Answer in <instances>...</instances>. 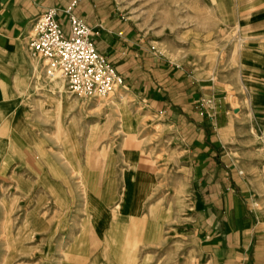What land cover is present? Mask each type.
I'll return each mask as SVG.
<instances>
[{"label":"rangeland","instance_id":"rangeland-1","mask_svg":"<svg viewBox=\"0 0 264 264\" xmlns=\"http://www.w3.org/2000/svg\"><path fill=\"white\" fill-rule=\"evenodd\" d=\"M114 2L133 27L145 35L151 49L161 53L165 60L186 63L184 66L188 73L203 79L204 83H225L231 96H236L237 90L244 94L252 84L257 83L261 72L256 68L243 66V62H250L251 52L248 48L264 44L258 38L251 37V28L244 24L246 18L241 20L234 17L233 0ZM253 56L255 58L259 55L254 53ZM43 69L46 73L44 65ZM59 79L63 80V85L57 83ZM47 81L51 84L38 82L29 89L31 100H34V96H39L43 98V102L29 105L30 137L25 136V140L19 137V140L27 148L28 154L35 158L38 155L34 146L36 143L30 144L32 133H35L39 137L44 158L59 165L58 175L64 177L67 183L60 184L62 186H53L48 180L41 183L36 168H24L18 172V163L0 176V264H3L9 248L15 256L12 264H60L59 259L49 258L44 254L45 237L33 238L39 233V217L28 215V212L38 207L39 194H43L46 199L41 207L43 209H40L45 214L43 229H47L49 223H54L63 232L58 235L61 245L56 250V255L60 256L62 253L64 256L70 250L82 253V247L86 244L85 234L94 221L91 219L92 223L89 225V215L84 207V196L76 172L79 161L92 172L89 182L94 189L104 192L109 177H112L115 184L117 199L109 202L104 198L108 202L104 203L103 198L97 195L93 215L95 217L96 213H100L98 211L107 210L108 225L105 223L100 226L98 235L102 239L117 241L118 247L103 249L110 251V258L114 255H126L128 264H206L205 258L199 256L201 240L207 238L206 228L210 225L209 218L199 204L205 202L204 199L201 200L204 190L201 188L203 185L198 184L195 179L190 144L181 130L170 124L164 115L154 112L145 100L132 93L125 85L117 84L108 95L90 97L71 93L64 79L58 76L48 75ZM231 84L235 89L231 90ZM59 98L66 105L57 117ZM214 99L213 95H206L205 101H202L207 108L211 106L212 114L216 108L212 104ZM234 106L239 108L231 110V116L237 117L238 134L229 144L239 160L240 172L244 174L247 172L246 166L252 164L251 155L257 153V160L254 162L259 164V168L254 171L259 177L255 203L261 210L264 223V133L258 135L256 131L247 129L249 120L244 118L245 108L238 98H233ZM58 120L63 129L71 128L69 140L64 139L63 133L58 135ZM89 140H98L90 152L86 149ZM70 143L74 144L70 147ZM125 143H129L126 147L131 146L130 144L141 147L143 169L134 181L124 172H128L132 162L138 160L139 152L124 148ZM103 147L110 150V162H106L103 157ZM255 147L258 151L251 153ZM106 167L110 175H104V178ZM48 173L50 177H54L52 172ZM20 179L23 180L22 183L19 182ZM66 185L74 190H71L72 201L66 194ZM121 192L124 193V205L122 202L121 217L118 220L123 227L114 233L112 227L110 232L105 233L104 229L109 225L113 226L114 212ZM157 204L162 208L168 205L172 215L168 212L170 217L161 216L162 221L155 224L153 209ZM64 210H67V215H63ZM134 211L139 219L135 226L131 224L136 231L130 236L128 232H122V229H128L129 226L125 223H131L130 214ZM44 218H40L41 222ZM63 219L65 220L62 221ZM23 222L26 230L30 229L29 238H33L26 241V249L22 248ZM153 223L156 228L150 226L145 232L138 231L140 227L143 229L146 224ZM69 225L82 231H78L77 238L73 239L78 250L74 246L69 247L72 238L69 236ZM89 244L95 254L98 248L96 240ZM50 245L53 243L47 245V251L54 250ZM62 246L66 248L61 249ZM41 256L45 258L42 259Z\"/></svg>","mask_w":264,"mask_h":264},{"label":"crops","instance_id":"crops-1","mask_svg":"<svg viewBox=\"0 0 264 264\" xmlns=\"http://www.w3.org/2000/svg\"><path fill=\"white\" fill-rule=\"evenodd\" d=\"M74 1V14L93 29L96 48L115 67L122 78V86L125 85L132 93L145 100L154 112L168 118L170 124L180 129L190 144L195 179L198 184L203 185L201 188L204 190L201 200L204 199L205 202L199 204L210 223L206 228L207 238L201 240L199 256L205 258L206 264H264V223L261 210L255 203L259 176L254 169L259 168V164L254 162L257 160V153L254 155L253 152H257L258 148L250 151L253 153L252 164L246 166L247 172L244 174L240 172L239 160L229 144L238 134L237 117L231 116V110L239 108L233 107V98H238L245 108L244 118L249 120L247 129L256 131L258 135L264 133V46L259 44L248 48L251 52L250 62H243V66L256 68L261 72L257 83L252 84L244 94L237 90L236 96H231L225 83L214 81L213 84H206L203 79L188 73L186 63L165 60L161 53L151 49L145 35L133 27L119 11L114 0H0V176L18 163V172L24 168H36L41 183L47 180L56 185L67 183L64 177L58 175L59 165L44 158L39 137L35 133H32L30 142L36 143L34 146L38 155L35 158L28 154L19 137L23 140L25 136L30 137L29 105L43 102V98L39 96H34V100H31L29 89L38 82L51 84L47 81V73L43 71L41 58L35 56L28 47L29 33L34 21L49 8L58 9V19L68 32L69 18L64 9ZM233 13L237 19L246 18L244 24L251 28V37L258 38L264 44V0H233ZM254 53L259 56L254 58ZM232 86L234 85L231 84V90L235 89ZM206 95H213L215 98L212 103L216 107L214 114L210 107L207 108L202 103ZM126 144L129 143H125L124 148ZM130 145L126 148L138 150V167L143 169L141 147ZM67 166L71 168V165ZM48 172H52L54 177H50ZM64 188L72 201L70 191L73 189L68 185ZM37 198L38 207L29 211L28 215L39 217V233L33 238L45 237L43 252L46 257H55L60 264H128L126 255H114L110 258V251L103 250L118 247L117 241L102 239L98 235L100 226L105 223L108 225L107 210L98 211L100 213L95 214L89 232H83L86 244L82 247L81 254L70 250L64 256L62 253L57 256L56 250L61 245L58 235L63 232L54 223H49L47 229H43L45 214L40 209H43L41 207L46 199L43 194H39ZM65 211L67 210L63 214L67 215L68 212ZM153 212L155 224L162 221L161 216L167 218L172 215L168 205L162 208L157 204ZM41 217L44 218L42 222ZM128 222L125 223L129 226L128 229H122V232L133 236L132 232L136 228ZM155 224H146L138 231L145 232L147 227H155ZM69 228V236L72 237L69 247L74 246L78 250L73 239L77 238V232L81 230L72 225ZM111 228L109 225L104 229L105 233L110 232ZM29 230H26L23 222V249L26 241L33 239L29 238ZM94 239L98 246L95 254L89 244ZM51 243L53 245L50 247L54 250L47 251V245ZM63 248L66 247L62 246L61 249ZM13 257L12 253L8 264H12Z\"/></svg>","mask_w":264,"mask_h":264},{"label":"built area","instance_id":"built-area-1","mask_svg":"<svg viewBox=\"0 0 264 264\" xmlns=\"http://www.w3.org/2000/svg\"><path fill=\"white\" fill-rule=\"evenodd\" d=\"M75 4L64 9L69 18L68 32L58 19V9L49 8L34 21L28 47L41 58L46 73L64 79L71 93L108 95L122 78L96 48L93 29L74 14Z\"/></svg>","mask_w":264,"mask_h":264},{"label":"bare ground","instance_id":"bare-ground-1","mask_svg":"<svg viewBox=\"0 0 264 264\" xmlns=\"http://www.w3.org/2000/svg\"><path fill=\"white\" fill-rule=\"evenodd\" d=\"M63 80H58L57 83L59 85H63ZM123 97V95H122ZM60 100L58 101V106H57V111H56V116L59 117V112L60 110H62L65 105H66V102L59 98ZM123 100H125V97L122 98ZM122 117H123V114H122ZM58 127L60 129H58V135L59 134H65V138L66 140H69V137L71 136V128L69 127L68 129H63V125L61 124V121L58 120ZM69 136V137H68ZM98 140L95 141H90L87 142V145H86V149L88 152H90L93 148L94 145H96ZM74 143H70L68 144L70 147L73 145ZM75 148H78V147H75ZM111 149V148H110ZM102 154H103V157H105L106 159V162H110L111 160V153H110V150L109 149H106V147H103V150H102ZM140 170H142L140 167H138V160H135L134 162H132L131 166H130V170H128V172H124L125 175H128L129 179L131 181H134L135 179H137V175L138 173L140 172ZM76 172H77V175L79 177V182H80V189L81 191L83 192L82 195L84 196V207H85V210L88 211V215H89V225H91V219L92 221H94V209L96 207V201H95V197H97V195H99L101 197V199L103 200L104 203H108V202H105L104 201V198L106 200H108L109 202H113V200L116 198L115 197V191H114V187H115V184H114V181L112 179V177H109L108 179V183L106 182H103L105 183V191L104 192H101L100 190L98 189H94L93 188V184H91L89 181H90V177L93 175L91 171H88L81 163L80 161L78 162L77 164V169H76ZM104 175H110V172H109V169L106 167L104 169V173H103V177ZM105 178V177H104ZM123 179V178H122ZM105 180V179H103ZM23 180L20 179V183H22ZM124 183V182H123ZM104 185V184H103ZM53 186H56V184H53ZM58 186V185H57ZM60 188V187H58ZM102 188V189H103ZM61 189V188H60ZM95 190H97L95 192ZM61 192L63 193V189H61ZM71 192V191H70ZM74 193V192H73ZM75 194V193H74ZM72 195V198H73V194L71 193ZM117 199V198H116ZM123 199H124V193H120L119 194V197H118V202H117V206H116V209H115V212H114V221H113V233L114 232H117L120 230V227H123V225L121 226V223H120V220L119 217H121V208H122V202H123ZM132 200V199H131ZM60 204V203H59ZM107 205V204H106ZM109 205V204H108ZM115 207V206H114ZM12 208V207H11ZM64 215V214H63ZM169 216V215H168ZM44 217V216H43ZM138 215L136 214V211H134L133 213L130 214V222L133 226H135V223L137 222V219H138ZM164 217V216H163ZM65 219H63L62 221H64ZM10 222V221H9ZM59 224V223H58ZM57 224V225H58ZM93 225V224H92ZM91 225V226H92ZM90 226V227H91ZM19 231V230H18ZM22 231V230H21ZM20 232V231H19ZM21 234V233H20ZM27 234V233H26ZM119 235V234H118ZM26 236V235H25ZM114 237V235H113ZM8 238V237H7ZM115 238V237H114ZM137 238V237H136ZM138 239V238H137ZM14 240V239H13ZM9 246V245H7ZM11 254H12V250H10V248L8 249V253H7V256L5 257L4 259V262L3 264H8L9 263V260H10V257H11Z\"/></svg>","mask_w":264,"mask_h":264}]
</instances>
